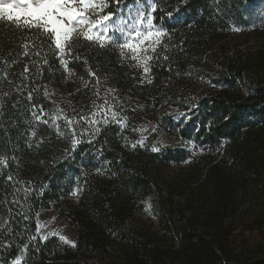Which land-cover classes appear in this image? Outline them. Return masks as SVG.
<instances>
[{"label": "trees", "instance_id": "obj_1", "mask_svg": "<svg viewBox=\"0 0 264 264\" xmlns=\"http://www.w3.org/2000/svg\"><path fill=\"white\" fill-rule=\"evenodd\" d=\"M158 8L167 51L150 73L119 49L84 45L68 65L74 74L51 54L38 74L43 37L0 23V264L21 253L25 264H264V0ZM30 42L37 47L22 55ZM97 86L113 90L120 122L95 136L78 129L72 148L50 114L90 116ZM51 209L75 246L39 239L37 218Z\"/></svg>", "mask_w": 264, "mask_h": 264}, {"label": "snow or ice", "instance_id": "obj_2", "mask_svg": "<svg viewBox=\"0 0 264 264\" xmlns=\"http://www.w3.org/2000/svg\"><path fill=\"white\" fill-rule=\"evenodd\" d=\"M159 0H0V23L7 24L17 31H33L36 38L43 37V43L39 46L40 50L33 53L38 59V74L40 69L50 63L47 59L49 54L53 55L60 66L64 68L69 75L74 74V70L68 68V65L74 61L80 60L77 49L87 45L91 49L113 50L119 49L118 55L121 61L130 60L134 63L132 67L143 70L144 73H150L152 64L160 59L158 51L163 45L165 52L167 45L164 44V38L168 36L167 30L157 25L155 13L159 11ZM171 16L172 13H167ZM261 15L264 16V10ZM239 31V28H234ZM24 49L22 55L28 56L29 49L35 48L34 42L20 45ZM46 50V51H45ZM41 51L44 57L41 58ZM168 60V56H163ZM4 60V64H8ZM84 63H88L87 60ZM29 66L25 65L24 73H28ZM0 79H7V72L0 68ZM89 76L94 75L89 69ZM23 79H28L25 75ZM9 84L14 81L9 80ZM144 81L141 80V83ZM152 81L149 80L148 83ZM19 91V89H17ZM39 91V86L28 92V100L34 99V93ZM113 90L109 89L104 95H101L97 86L95 91L96 99L92 102L90 116L87 114L61 116L65 109L57 107L54 114H50L52 124L56 126L59 136L71 137L70 144L76 148L82 140L77 139V130L79 135L95 136L102 131L101 124L109 126L111 123H119V114L115 110L118 107V101L115 96H111ZM4 93L3 96H7ZM45 90L44 96L48 97ZM0 96V99H3ZM35 107V106H33ZM3 105L0 104V111ZM75 112V109H73ZM112 112L111 118L104 116L106 112ZM122 111V109H121ZM97 113L104 116L103 120L95 119ZM44 113L37 114L33 111V119L37 122L48 123L43 119ZM181 116L187 113H181ZM63 119L64 127L67 133L61 131L57 121ZM34 134V133H33ZM91 142V141H89ZM142 146V145H141ZM135 147V145L133 146ZM153 152L158 151L156 147L151 149ZM6 158L0 157V166H6ZM9 181L11 177L7 178ZM12 203H16L14 200ZM25 219H28L25 216ZM42 224L36 223V232L42 231ZM56 235L55 231H47L46 235H40V240H46L48 236ZM36 237H30L35 239ZM59 240L75 246L74 242L67 240L63 235ZM25 244L24 248L27 249ZM12 264H25L24 254L18 255L13 259Z\"/></svg>", "mask_w": 264, "mask_h": 264}, {"label": "rangeland", "instance_id": "obj_3", "mask_svg": "<svg viewBox=\"0 0 264 264\" xmlns=\"http://www.w3.org/2000/svg\"><path fill=\"white\" fill-rule=\"evenodd\" d=\"M198 85H201V82H197ZM160 142L164 144L165 139L160 137ZM37 222L42 224V231L38 234L46 235L47 231H55L57 237L63 235L67 238V240L74 242L75 234L68 224L67 220L57 214L54 209L48 210L42 214H40L37 218Z\"/></svg>", "mask_w": 264, "mask_h": 264}]
</instances>
